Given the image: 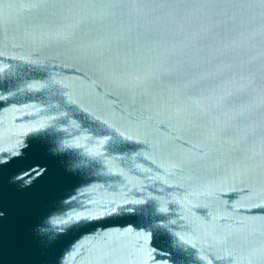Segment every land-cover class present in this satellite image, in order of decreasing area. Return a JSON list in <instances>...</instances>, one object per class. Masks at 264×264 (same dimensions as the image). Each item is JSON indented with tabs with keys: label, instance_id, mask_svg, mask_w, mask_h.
Listing matches in <instances>:
<instances>
[{
	"label": "water",
	"instance_id": "water-1",
	"mask_svg": "<svg viewBox=\"0 0 264 264\" xmlns=\"http://www.w3.org/2000/svg\"><path fill=\"white\" fill-rule=\"evenodd\" d=\"M0 264H264V0H0Z\"/></svg>",
	"mask_w": 264,
	"mask_h": 264
}]
</instances>
